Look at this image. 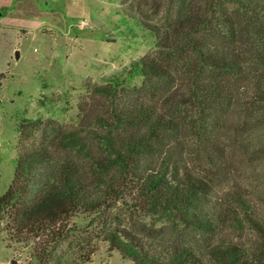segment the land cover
I'll list each match as a JSON object with an SVG mask.
<instances>
[{
  "label": "trees",
  "instance_id": "trees-1",
  "mask_svg": "<svg viewBox=\"0 0 264 264\" xmlns=\"http://www.w3.org/2000/svg\"><path fill=\"white\" fill-rule=\"evenodd\" d=\"M130 1L122 0L123 6ZM133 4L122 13L155 37V47L124 75L85 85L104 100L106 116L72 131L42 119L19 124L13 180L0 194V234L38 244L41 264L50 260L53 245L68 238L80 214L99 224L110 252L134 264H209L189 246L164 245L114 225L111 210L122 202L213 236L214 186L181 173L177 147L230 142L222 122L236 109L243 143L255 149L264 142V0ZM252 126L258 133L249 131ZM41 130L53 133L51 141L28 148ZM76 154L88 160L81 165L72 159ZM239 250L211 249L220 264H239Z\"/></svg>",
  "mask_w": 264,
  "mask_h": 264
},
{
  "label": "rangeland",
  "instance_id": "rangeland-1",
  "mask_svg": "<svg viewBox=\"0 0 264 264\" xmlns=\"http://www.w3.org/2000/svg\"><path fill=\"white\" fill-rule=\"evenodd\" d=\"M136 2L123 6L122 0H20L0 21V194L13 180L21 122L42 119L65 131L78 123L94 126L108 109L85 85H105L124 75L134 60L155 47V37L122 13ZM231 113L222 122L230 142L207 149L187 142L177 147L181 173L214 186L210 208L218 230L213 236L122 202L111 210V222L157 243L189 246L209 264H220L212 248L228 246L240 249L239 264H264V142L258 149L243 143L237 109ZM52 138V132L41 130L26 145L40 146ZM93 152L98 155L96 146ZM72 159L81 165L88 160L77 154ZM67 233L65 241L52 246L47 264H134L110 252L99 238V224L87 215L73 218ZM38 247L1 233L0 264H41Z\"/></svg>",
  "mask_w": 264,
  "mask_h": 264
},
{
  "label": "crops",
  "instance_id": "crops-1",
  "mask_svg": "<svg viewBox=\"0 0 264 264\" xmlns=\"http://www.w3.org/2000/svg\"><path fill=\"white\" fill-rule=\"evenodd\" d=\"M19 1L20 0H0V21H4V18L13 11L15 5L19 4ZM5 12H8V14H5Z\"/></svg>",
  "mask_w": 264,
  "mask_h": 264
}]
</instances>
